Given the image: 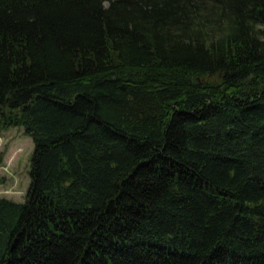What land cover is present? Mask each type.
I'll return each mask as SVG.
<instances>
[{
  "label": "trees",
  "instance_id": "trees-1",
  "mask_svg": "<svg viewBox=\"0 0 264 264\" xmlns=\"http://www.w3.org/2000/svg\"><path fill=\"white\" fill-rule=\"evenodd\" d=\"M0 124V264H264V0H0Z\"/></svg>",
  "mask_w": 264,
  "mask_h": 264
},
{
  "label": "rangeland",
  "instance_id": "rangeland-1",
  "mask_svg": "<svg viewBox=\"0 0 264 264\" xmlns=\"http://www.w3.org/2000/svg\"><path fill=\"white\" fill-rule=\"evenodd\" d=\"M31 149V138L21 125L0 124V197L23 199Z\"/></svg>",
  "mask_w": 264,
  "mask_h": 264
}]
</instances>
